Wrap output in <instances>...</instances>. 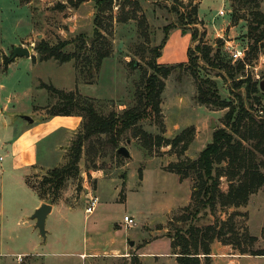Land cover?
Segmentation results:
<instances>
[{
  "label": "rangeland",
  "instance_id": "obj_1",
  "mask_svg": "<svg viewBox=\"0 0 264 264\" xmlns=\"http://www.w3.org/2000/svg\"><path fill=\"white\" fill-rule=\"evenodd\" d=\"M26 1L0 0V264H170L165 259L176 230L186 232L190 226L203 228L222 220L226 222L224 237H231L233 243L215 240L211 245L230 250L220 261L200 254L201 263L264 264V186L239 207L210 210L195 204L191 177L182 178L170 169L197 158L213 131L226 123L228 108L196 100L199 79L213 80L221 98L233 97L230 87L235 81L225 68L204 62L198 53L194 67H189L190 45L194 48L199 43L212 51L219 48L222 62L232 67L237 61L231 58L232 48L244 49V57L238 59L246 63L244 72L235 80L264 78V40L250 50L247 30L252 15L248 9H239L236 16L241 17L234 19L232 8L238 0H113L101 23V42L109 55L96 71L84 59L88 43L79 60L63 63L42 60L37 49L56 45L62 52H71L78 47L74 43L78 36L88 40L93 33L95 0L77 5L69 0H32L29 5ZM256 1L264 14V0ZM194 4L196 23L179 22L174 8L189 13ZM219 8L223 15L217 13ZM165 26H169L166 31ZM195 29L198 41L191 42ZM159 45L157 62L172 68L161 94L163 127L147 117L125 129L117 147L125 146L129 158L116 155L108 136L92 137L83 144L78 174L56 194L48 191L40 200L43 177L50 168L67 162L72 139L82 129L81 116L77 128L75 119L50 117L61 101L47 86L90 101L100 114H121L136 104L143 79L153 72L148 65L154 57L151 48ZM14 46L27 47L30 56L11 58ZM237 91L243 93L244 86ZM257 96L261 102L251 96L244 105L250 109L252 102L250 111L264 118V92ZM23 116L34 120L29 123ZM138 127L153 135L164 131L163 136L170 139L184 129L188 132L173 147L157 146L141 134L134 136ZM228 185V178L221 176L220 190L226 192ZM93 198H97L95 208L86 213ZM39 200L54 206L45 221V240L30 218ZM125 214L133 217L135 226H124ZM146 242L166 252L146 261L135 253Z\"/></svg>",
  "mask_w": 264,
  "mask_h": 264
},
{
  "label": "trees",
  "instance_id": "obj_2",
  "mask_svg": "<svg viewBox=\"0 0 264 264\" xmlns=\"http://www.w3.org/2000/svg\"><path fill=\"white\" fill-rule=\"evenodd\" d=\"M83 0H69L71 4L81 3ZM113 0H95L93 33L92 36L85 40L84 36H78L74 43L78 45L74 51L62 52L59 46L39 45L38 52L42 60L53 58L59 62L70 60H79L82 47L86 43L89 46V52L84 57L88 64L93 63V69L99 70L101 62L109 55V49L102 46L101 23L102 16L111 9ZM177 1V0H174ZM192 3L194 0H187ZM241 8H247L252 15L251 22L248 26L247 34L252 39L250 50L261 45L264 40V14L258 9L256 0H238V6L232 8V16ZM178 14V21L182 24H195L197 15V6L194 4L191 12L183 13L174 8ZM169 26H165V31ZM166 36L162 40L165 43ZM197 40V30L192 33L191 42ZM162 45L156 46L151 51L154 57L148 61V65L153 72L147 75L142 81V88L137 94V102L134 106L125 109L121 114L110 112L107 115L100 114L90 101H80L72 92H63L52 86H47L58 94L60 106L56 111L50 114L55 115H78L82 117V129L70 146L67 162L62 166H55L49 169L48 174L43 177L40 185L41 191L38 192L39 199H44L45 193L50 191L56 194L60 189L66 186L68 180L75 177L78 172V162L82 154L84 142L89 141L92 137L101 135L108 136L109 141L117 149V139L120 134L130 127L138 125L139 121L150 117L163 127L160 116L161 94L165 87V78L171 73L170 66H164L157 62L161 54ZM213 52V53H212ZM250 51L247 52V54ZM196 53L201 59L208 64L218 65L225 68V73L234 82L230 87L233 94L232 99L221 98L217 92L216 83L210 78L199 79L197 87L196 100L199 103H207L218 106L219 108H228L225 114L226 123L224 127L217 128L213 131L211 141L199 152L197 158L188 159L175 167H170L172 171L179 174L180 177H191L195 182L193 190V200L201 208L209 207L210 210L216 207L234 206L239 207L245 204L249 196L255 193L259 188L264 186V118L253 113L251 107L253 103L246 108L245 98H251L259 103L260 98L257 96L259 91L258 82L251 81L249 78L235 80L240 73L244 72L245 64L242 60H237L234 67L231 64L222 62L220 59L219 48L212 51L210 46H201L199 43L194 48L191 45L187 49V61L189 67H194ZM246 54V59H247ZM12 58V57H11ZM182 66V65H181ZM90 68V67H89ZM244 86V92L237 91ZM245 95V98L243 96ZM259 118V119H258ZM186 129L175 135L173 138H166L162 133L155 135L144 131L141 127L136 128L133 135H143L151 145L156 144L175 146L186 137ZM247 142V146L244 144ZM187 142H184L183 149L186 148ZM118 156V155H117ZM120 157V156H118ZM225 164L224 166H222ZM222 167L219 169V167ZM141 176V171H139ZM225 175L228 178L229 185L226 192L218 187L219 179ZM195 208V211H198ZM226 222L220 221V224H208L203 228L190 226L186 232L176 230L171 236L172 253H175L176 264H202L201 256L206 259L210 254V245L215 240H220L226 244L233 243L231 237H224ZM251 254L262 255L263 253L253 252ZM118 264H127L120 262Z\"/></svg>",
  "mask_w": 264,
  "mask_h": 264
},
{
  "label": "water",
  "instance_id": "obj_3",
  "mask_svg": "<svg viewBox=\"0 0 264 264\" xmlns=\"http://www.w3.org/2000/svg\"><path fill=\"white\" fill-rule=\"evenodd\" d=\"M17 56H30V51L27 47L24 46H14L12 49V58ZM258 87L261 92H264V78L258 82ZM29 123L33 122V119L29 116H23ZM214 126V121L211 120V127ZM116 155L122 156L124 158H129L131 155L128 149L125 146H119L116 151ZM52 211V204L47 202H40V204L34 209L30 218L35 221L34 227L38 230L39 235L42 237L43 240L46 239L47 230L45 228V221L47 216ZM130 245L133 244L132 240L128 241Z\"/></svg>",
  "mask_w": 264,
  "mask_h": 264
},
{
  "label": "crops",
  "instance_id": "obj_4",
  "mask_svg": "<svg viewBox=\"0 0 264 264\" xmlns=\"http://www.w3.org/2000/svg\"><path fill=\"white\" fill-rule=\"evenodd\" d=\"M34 1V0H33ZM39 1H44V0H39ZM32 3V0H27L25 4L29 5ZM220 8L218 9L217 13L219 12ZM52 117H62L63 119H70L72 121V119H75L76 120V126L75 128L78 127L79 125V122H80V119H79V116L78 115H69V116H63V115H55V116H52ZM49 118V117H47ZM34 120V119H33ZM74 130V129H73ZM30 147H32V144L30 145ZM40 200L38 202V204L34 207V209L40 204ZM54 208V206L52 205V209ZM33 209V211H34ZM170 243V244H169ZM168 243V247H169V252L170 254H168V257L169 258H166L165 260L168 261L170 264H176V254L175 253H172V247H171V242ZM119 246L114 248V250L116 249H119V247L121 246L120 244H118ZM156 246V247H155ZM158 246L152 242H146L144 244H141L138 249L136 250V255H138L139 257H145V260L146 258L147 259H151L149 257H153V256H158L160 254H163L166 252V251H159L158 250ZM211 250H210V254H209V258L213 259V260H216V261H220V260H223L221 257H223L224 255H227V252L230 250L228 248V246H224V245H218L217 243L215 244H212L211 245ZM154 258L151 259V261H154L153 260ZM147 261V260H146Z\"/></svg>",
  "mask_w": 264,
  "mask_h": 264
},
{
  "label": "built area",
  "instance_id": "obj_5",
  "mask_svg": "<svg viewBox=\"0 0 264 264\" xmlns=\"http://www.w3.org/2000/svg\"><path fill=\"white\" fill-rule=\"evenodd\" d=\"M218 14L219 15H223L224 11L222 9H220ZM230 54H231L232 60L236 61V60L242 59L244 57L245 51H244V49L233 47L231 52H230ZM258 112L262 114L263 111H262V109H260ZM96 202H97V198H93V200L91 201L89 206L85 209V212L86 213H91L94 210V208H95ZM122 223L124 224L125 227H132V226L136 225V222L133 219V217H131L130 215H127V214H125L123 216Z\"/></svg>",
  "mask_w": 264,
  "mask_h": 264
}]
</instances>
